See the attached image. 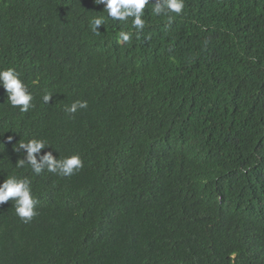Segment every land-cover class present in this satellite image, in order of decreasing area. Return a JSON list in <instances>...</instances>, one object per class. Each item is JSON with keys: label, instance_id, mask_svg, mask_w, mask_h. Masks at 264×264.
Masks as SVG:
<instances>
[{"label": "trees", "instance_id": "1", "mask_svg": "<svg viewBox=\"0 0 264 264\" xmlns=\"http://www.w3.org/2000/svg\"><path fill=\"white\" fill-rule=\"evenodd\" d=\"M103 8L0 0V68L35 105L0 87V183L29 177L38 213L0 204V264H264V0H185L171 22L148 5L140 33ZM32 138L83 167L17 168Z\"/></svg>", "mask_w": 264, "mask_h": 264}, {"label": "clouds", "instance_id": "2", "mask_svg": "<svg viewBox=\"0 0 264 264\" xmlns=\"http://www.w3.org/2000/svg\"><path fill=\"white\" fill-rule=\"evenodd\" d=\"M96 5H103V11L107 13V19L120 23H127L131 19V28L140 33L146 27L145 8L151 5V14L154 16H165L168 21L173 19L172 14L180 15L185 8V0H94ZM104 16L93 17L90 20V27L94 33L99 34V27L104 25ZM131 31H120L119 40L121 43H128L131 40ZM0 87L7 96V103L21 113H26L34 108V96L29 91V86L21 78V74L12 67L0 68ZM52 94L45 92L42 100L47 104ZM87 101H74L65 108L68 114H75L79 109H86ZM11 139V138H10ZM49 147L45 140L32 138L27 142L17 144L14 151L19 153L24 150L26 155L16 162L17 168L30 166L33 173L40 175L45 170L60 177H69L83 167V160L78 154L57 159L51 152L41 155L43 149ZM9 200L14 201L13 207L16 216L24 223L30 222L38 213L36 210L37 199L32 190V181L29 177L23 178L15 174L8 176L0 183V204Z\"/></svg>", "mask_w": 264, "mask_h": 264}]
</instances>
